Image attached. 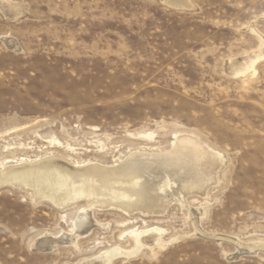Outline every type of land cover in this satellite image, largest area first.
I'll list each match as a JSON object with an SVG mask.
<instances>
[{
  "label": "rangeland",
  "instance_id": "1",
  "mask_svg": "<svg viewBox=\"0 0 264 264\" xmlns=\"http://www.w3.org/2000/svg\"><path fill=\"white\" fill-rule=\"evenodd\" d=\"M189 135L213 181L160 213L0 186V264H264V0H0V170L114 167ZM84 207L75 244L34 245Z\"/></svg>",
  "mask_w": 264,
  "mask_h": 264
},
{
  "label": "bare ground",
  "instance_id": "2",
  "mask_svg": "<svg viewBox=\"0 0 264 264\" xmlns=\"http://www.w3.org/2000/svg\"><path fill=\"white\" fill-rule=\"evenodd\" d=\"M192 136L177 137L169 151L131 152L114 167L99 163L82 167L52 157L36 163L4 166L0 170V186L29 188L34 202L46 199L59 208L83 197L94 206L111 205L126 212L137 209L160 213L172 200L183 205L188 192L203 194L207 184L213 181L218 156L208 151L198 137ZM84 209L78 211L70 232L42 236L34 245L51 249L57 244H75L77 238L89 233L95 224L90 209ZM140 234V231L131 232L137 245ZM114 254L107 251L87 264H109Z\"/></svg>",
  "mask_w": 264,
  "mask_h": 264
}]
</instances>
